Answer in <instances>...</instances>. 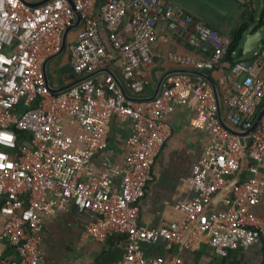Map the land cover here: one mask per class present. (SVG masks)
<instances>
[{"label":"built area","instance_id":"built-area-1","mask_svg":"<svg viewBox=\"0 0 264 264\" xmlns=\"http://www.w3.org/2000/svg\"><path fill=\"white\" fill-rule=\"evenodd\" d=\"M71 2L73 7L69 0L34 6L0 0V243L15 252L8 264H47L39 254L37 232L45 215L70 204L92 214L84 235L100 241L113 232L125 235L122 257L115 264H164L162 256L146 258L140 248L142 242L159 239L166 248L175 243L193 248L208 234L217 255L264 242V220L250 206L264 196V174L258 171L264 163V113L254 124L264 98V57L257 56L249 65L235 60L225 66L230 38L185 14L190 27L178 33L197 45L201 55L169 51L166 58L182 68L218 69L220 107L208 80L186 72L167 73L154 98L137 99L131 94L141 93L149 83L145 71L154 60L155 25L176 20L180 9L167 0ZM127 13L130 36L121 40L118 31ZM77 14L75 34L65 38L68 66L77 78L90 75L52 92L42 65L59 52L62 32ZM113 62L124 85L107 71L92 75ZM191 98L196 102L192 125L210 130L191 168L194 193L174 203L180 219L147 226L139 221V199L171 134L165 116ZM221 104L224 121L239 131L251 128L247 135L223 126ZM113 117L131 120L127 154L120 165L104 154ZM67 125L78 130L70 133ZM96 156L98 169L93 164ZM244 159L246 176L228 184ZM227 184L225 207L207 210Z\"/></svg>","mask_w":264,"mask_h":264},{"label":"crops","instance_id":"crops-1","mask_svg":"<svg viewBox=\"0 0 264 264\" xmlns=\"http://www.w3.org/2000/svg\"><path fill=\"white\" fill-rule=\"evenodd\" d=\"M167 1L180 9L179 15L176 20L157 21L155 38L151 43L154 60L145 71L149 83L139 94L128 92L133 97L151 95L157 81L164 73L182 68L166 58L167 52L175 51L201 55V50L197 45L189 44L186 37L178 33L179 29L190 27V24L184 20L185 14L203 21L231 39L239 23L248 18L245 9L254 7V5L247 6L246 2L251 4L255 2V0H235L242 4L243 8H238L235 3L236 6H233L234 13L231 19L225 23L224 20L212 17L209 12L216 0ZM94 10L97 11V5ZM76 27L67 32L69 38L74 36ZM101 33L104 37L105 30L102 26ZM118 36L121 40L130 36L128 13L122 20ZM241 40L230 59L224 58L223 64L225 66L230 64V60L241 61L250 58V53H241ZM47 67L53 72L52 82L47 75L48 82L52 87H60L72 81L68 78V55L65 48L60 53L49 56L46 62V73ZM107 68L111 70L109 72L120 84L123 83L116 62ZM101 71L103 70L98 69L92 72V75H99ZM203 71L216 80L218 69ZM195 107L196 102L191 98L186 104L175 106L173 111L165 116V120L170 125L171 134L155 158L152 166V178L147 183L144 195L139 199V221L142 224L154 227L164 225L171 220L180 219L181 214L173 209L174 203L189 198L194 193L190 183L191 168L202 154L204 145L210 136L208 128L198 129L192 125ZM261 108H264V98L261 102ZM224 109V105L221 104L219 115L223 120H225ZM76 130H78L76 126L67 125L68 132L74 133ZM130 130V119L112 118L108 146L104 150V154L110 156L115 165L124 162L127 154L126 137ZM244 131L246 133L242 135H247L249 132ZM99 157L93 158L95 169L99 167ZM258 171L264 174V163L258 165ZM246 174V167H242L238 173L239 177L243 178ZM118 182L119 177H115L114 183L118 184ZM228 184L215 193L206 207L207 210L225 207V200L230 196ZM250 206L253 213L264 220V196L260 195ZM91 219L92 214L89 210H79L73 204H70L65 210H58L45 215L37 232L41 259L47 264H115L122 257L125 235L113 232L106 240H94L83 234ZM0 248L2 249L0 264H8L10 260L15 258V252L9 245L1 242ZM140 248L146 258L162 256L164 264H264V242L261 240L245 248L229 249L224 255H217L213 252L208 242V234L200 236L193 248H186L181 243H175L170 248H166L163 239L142 242Z\"/></svg>","mask_w":264,"mask_h":264},{"label":"water","instance_id":"water-1","mask_svg":"<svg viewBox=\"0 0 264 264\" xmlns=\"http://www.w3.org/2000/svg\"><path fill=\"white\" fill-rule=\"evenodd\" d=\"M22 1L27 3V4H29V5L34 6V5L39 4V3H41V2H43L45 0H40V1L22 0ZM69 1L71 3V6L73 7L71 0H69ZM256 8H257V5H256ZM254 12H256V11H254ZM79 21H80V18H79V15L77 14L76 22H74L71 25L67 26L63 30L61 48H60L58 53L63 51L64 48H65V38H66L67 32L69 30H71L72 28H75L78 25ZM240 40H241V47H240L241 53L242 54H247V53L251 54L250 58H245V59L241 60V63H243L245 65H249V64L252 63V61L257 56L264 57V19L262 18V16H260V19L258 21H254L252 19V16L250 18H248V24H247L246 28L243 30V32L241 33ZM48 59H49V57L43 62V65H42V68H43V70H44V72L46 74V78H47L46 62H47ZM102 70L103 71H107V72L111 71L109 68H105V69H102ZM170 72H186V73H190V74L201 75L204 78H206L208 80V82L211 84L212 88H213L217 104L220 107L219 92H218L217 85L215 83V80L207 72H205L203 70L193 69V68H178V69L172 70ZM167 73H169V72L164 73L163 76L157 81L156 86L154 88V91H153V93L151 95L143 96V97H135V98H137V99L154 98L156 96V94L158 93L160 87H161L162 80H163L164 76ZM89 75L90 74L82 76V77H79V78H76V79H74V80H72V81H70V82H68V83H66V84H64V85H62L60 87H52L49 84V82H48V85H49V88H50V90L52 92H60V91H63L65 89H67L71 85H73V84L85 79ZM47 81H48V79H47ZM123 91L126 94V96L131 97L129 94H127V92L124 89H123ZM263 113H264V108H261L258 111V113H257V116L255 118L254 124H256L259 121V119L261 118ZM221 123L223 124V126L225 128H227L228 130L232 131L235 134L242 135V134L246 133V131L242 132V131H239V130L233 128L232 126L227 124L224 120H221ZM250 130H251V128L248 129L247 131H250Z\"/></svg>","mask_w":264,"mask_h":264},{"label":"rangeland","instance_id":"rangeland-1","mask_svg":"<svg viewBox=\"0 0 264 264\" xmlns=\"http://www.w3.org/2000/svg\"><path fill=\"white\" fill-rule=\"evenodd\" d=\"M235 3L238 5V8H243L242 4H240L239 2L237 3L235 0H216L213 8L209 12L212 14V17L224 20L225 23H227L234 13L233 6H236L234 5ZM246 5H254V7L250 9H245L248 18H250L252 15V19L254 21H258L260 19V16H262V18L264 19V0H255L253 4H251L250 2H246ZM47 75L48 79L52 82L53 72L48 67Z\"/></svg>","mask_w":264,"mask_h":264},{"label":"trees","instance_id":"trees-1","mask_svg":"<svg viewBox=\"0 0 264 264\" xmlns=\"http://www.w3.org/2000/svg\"><path fill=\"white\" fill-rule=\"evenodd\" d=\"M248 24V18L247 19H243L239 25L237 26L232 38L230 39V43H229V46H228V49L226 51V54H225V57L226 58H229L230 59V56L231 54L236 50L238 44H239V41H240V37H241V33L243 32V30L246 28ZM230 62H232L230 60ZM209 71V70H208ZM78 76L73 73L70 69L68 70V78L71 79V80H74L76 79ZM26 135V134H25ZM248 164V161L247 160H243L240 164V168L239 170L242 168V167H246ZM239 170L236 172L235 175H233L232 177H230L228 179V182L229 184L233 183L234 181L236 180H240L242 179L241 177H239L238 173H239Z\"/></svg>","mask_w":264,"mask_h":264}]
</instances>
